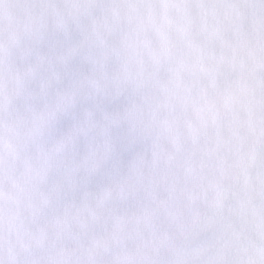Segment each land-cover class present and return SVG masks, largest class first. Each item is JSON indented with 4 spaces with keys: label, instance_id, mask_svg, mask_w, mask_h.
<instances>
[{
    "label": "snow or ice",
    "instance_id": "obj_1",
    "mask_svg": "<svg viewBox=\"0 0 264 264\" xmlns=\"http://www.w3.org/2000/svg\"><path fill=\"white\" fill-rule=\"evenodd\" d=\"M0 264H264V0H0Z\"/></svg>",
    "mask_w": 264,
    "mask_h": 264
}]
</instances>
